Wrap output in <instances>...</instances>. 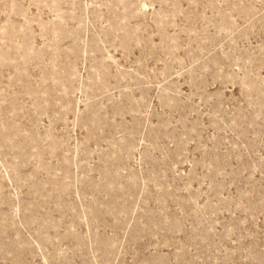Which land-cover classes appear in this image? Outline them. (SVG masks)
Returning <instances> with one entry per match:
<instances>
[{"label":"rangeland","instance_id":"rangeland-1","mask_svg":"<svg viewBox=\"0 0 264 264\" xmlns=\"http://www.w3.org/2000/svg\"><path fill=\"white\" fill-rule=\"evenodd\" d=\"M0 264H264V0H0Z\"/></svg>","mask_w":264,"mask_h":264}]
</instances>
